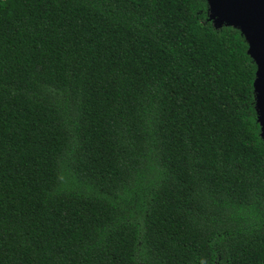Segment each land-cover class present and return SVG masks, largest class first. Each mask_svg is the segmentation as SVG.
<instances>
[{
    "label": "trees",
    "instance_id": "16d2710c",
    "mask_svg": "<svg viewBox=\"0 0 264 264\" xmlns=\"http://www.w3.org/2000/svg\"><path fill=\"white\" fill-rule=\"evenodd\" d=\"M208 0H0V264H264L256 65Z\"/></svg>",
    "mask_w": 264,
    "mask_h": 264
},
{
    "label": "water",
    "instance_id": "95a60500",
    "mask_svg": "<svg viewBox=\"0 0 264 264\" xmlns=\"http://www.w3.org/2000/svg\"><path fill=\"white\" fill-rule=\"evenodd\" d=\"M210 19L240 30L256 65L254 89L261 136L264 139V0H208Z\"/></svg>",
    "mask_w": 264,
    "mask_h": 264
}]
</instances>
